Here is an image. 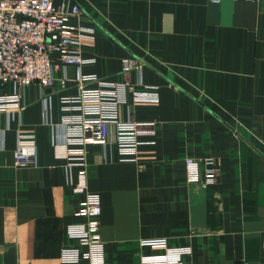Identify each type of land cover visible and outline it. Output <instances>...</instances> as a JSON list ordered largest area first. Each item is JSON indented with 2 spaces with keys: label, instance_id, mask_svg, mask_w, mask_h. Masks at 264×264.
<instances>
[{
  "label": "crops",
  "instance_id": "obj_1",
  "mask_svg": "<svg viewBox=\"0 0 264 264\" xmlns=\"http://www.w3.org/2000/svg\"><path fill=\"white\" fill-rule=\"evenodd\" d=\"M53 4H77V23L94 30L81 50V74L128 83L131 120L155 133L140 138L135 161H122L111 146L86 147L105 264H139L162 252L140 242L158 238L191 250L182 264H264V0ZM125 58L143 64L140 75L122 73ZM77 75L68 67L61 87L56 72L52 88L24 89L22 110L0 113V264H88L76 245L84 228L73 214L82 196L73 192L76 167L67 182L61 127L68 116L79 119L71 101ZM145 88L156 101L134 100L131 90ZM19 128L35 135L32 166L14 163ZM188 157L214 159V185L186 181Z\"/></svg>",
  "mask_w": 264,
  "mask_h": 264
},
{
  "label": "built area",
  "instance_id": "obj_2",
  "mask_svg": "<svg viewBox=\"0 0 264 264\" xmlns=\"http://www.w3.org/2000/svg\"><path fill=\"white\" fill-rule=\"evenodd\" d=\"M208 1L218 4L221 0ZM80 14L77 4L56 7L53 0H0V113L10 115L22 110L19 102L24 89L32 84L40 89L52 88L56 72H61L60 84L63 87L68 81L67 68H76L77 96L71 101L79 104V119L68 116L61 124L63 146L67 150L65 172L67 182L71 184L72 168H77L73 192L82 196L73 214L74 218L82 221L84 228L76 241L79 258L88 264H105L104 253L100 250V198L88 191L86 183V147L111 146L122 161H135L140 138L154 136L155 133L142 129L141 124L131 120V110L123 98V89L128 83L116 84L81 74V66L85 63L81 50L83 46L92 44L94 30L77 23ZM142 68L143 64L134 58L122 60L124 74L135 71L140 75ZM91 82L97 86L87 88L86 84ZM8 86L12 87V92L3 94V89ZM131 93L136 101H156L158 98L151 88L131 90ZM124 107L127 112L125 119L122 118ZM44 113H47L46 106ZM34 140L32 132L22 128L16 130L13 158L17 167L35 164ZM184 173L188 183L204 187L214 185L217 178L215 161L211 157L201 160L186 158ZM140 247L162 252L142 255L139 264H182L183 257L191 252L189 248L169 247L162 238L143 240Z\"/></svg>",
  "mask_w": 264,
  "mask_h": 264
}]
</instances>
